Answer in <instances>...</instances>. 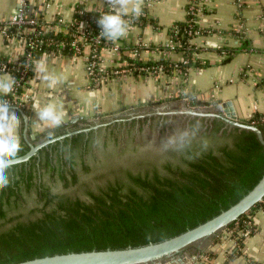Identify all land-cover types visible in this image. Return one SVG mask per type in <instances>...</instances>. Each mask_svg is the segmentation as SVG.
Masks as SVG:
<instances>
[{
	"label": "trees",
	"instance_id": "trees-1",
	"mask_svg": "<svg viewBox=\"0 0 264 264\" xmlns=\"http://www.w3.org/2000/svg\"><path fill=\"white\" fill-rule=\"evenodd\" d=\"M76 8L84 7L77 4ZM102 14L109 12H87L93 28L99 27L96 21ZM57 20L52 24L56 25ZM47 25L39 16L38 24L26 26L20 32L22 64L28 51L24 42L35 39V33L37 38L54 43L30 50L31 59L25 68L29 79L34 63L43 54L71 57L74 52L69 44L57 46L61 41L70 40L67 29H47ZM175 25L180 29L183 43L180 50L186 51L185 41L189 37L183 32L184 22ZM7 33L18 37L14 27ZM102 42L112 41L102 37ZM188 57L185 56L187 66L191 65ZM126 58L132 66L161 65L164 74L172 70V64L165 61L141 62ZM2 63L17 77L12 64L0 60ZM27 84L22 81L16 94H22ZM211 112L220 113L218 109ZM170 116L175 117L160 116L157 123L161 130H170ZM156 117H145L139 121L138 129L144 120L149 119L152 124ZM179 118L178 123L189 139L178 152H170V157L161 160L137 161L133 168L118 167L81 180V173H90L83 154L91 143L93 130L55 140L39 148L28 160L16 163L9 170L11 182L0 189V264L56 253L160 241L204 222L235 203L263 174L264 146L253 131L229 125L218 117L182 114ZM246 122L256 125L264 138V114L255 113ZM132 124L133 121L128 127ZM54 131L59 135L67 130L61 126ZM19 142L20 156L29 147L23 140ZM44 175L51 182H60L63 190L52 191L44 183ZM29 201L33 204L29 205ZM259 204L227 226L232 237H237L236 224L246 218L253 221L252 212ZM240 240L236 238L237 245H241Z\"/></svg>",
	"mask_w": 264,
	"mask_h": 264
},
{
	"label": "crops",
	"instance_id": "crops-1",
	"mask_svg": "<svg viewBox=\"0 0 264 264\" xmlns=\"http://www.w3.org/2000/svg\"><path fill=\"white\" fill-rule=\"evenodd\" d=\"M146 2L142 0L145 14L140 22L128 27L125 37L112 41L120 47L118 59L111 51H105L102 64L111 67L118 64L120 57H128L130 49L142 42L148 48L140 51L141 60L165 61L173 65L189 55L191 65L185 78L174 71L158 78L130 74L112 78L92 89L87 88L83 57L48 54V73L56 76L58 83L49 87L36 71L35 62L31 78L23 89L29 100L24 104L10 105V110L19 119V124L13 127V134L19 140L35 139L54 132L62 122L72 118L75 120L68 125L86 119L84 117L145 105L153 99H160V104L181 106L185 103L195 107L219 103L222 113L225 110L222 104L229 101L236 117L244 121L255 113L264 114V58L261 54L264 0L202 1L196 22L197 33L190 38L191 49L186 51H166L163 44L169 37L171 26L186 18L187 0ZM27 3L51 29L57 30L65 28L64 25L73 18L77 4L92 11L112 7L109 0H28ZM18 7L19 0H0V20L7 19ZM56 19L62 21L57 20L53 25ZM22 49L19 39L0 37V60H16ZM9 75L12 76L10 72H0V79ZM49 104L55 105L62 116L58 126L42 121L36 115ZM252 218L254 231L241 241V245H237L236 238L225 229L190 264H264V200L253 210Z\"/></svg>",
	"mask_w": 264,
	"mask_h": 264
},
{
	"label": "water",
	"instance_id": "water-1",
	"mask_svg": "<svg viewBox=\"0 0 264 264\" xmlns=\"http://www.w3.org/2000/svg\"><path fill=\"white\" fill-rule=\"evenodd\" d=\"M170 106H175V104L163 103L151 111H122L101 118L85 119V122L92 126L89 129L94 128V131L91 143L85 155L83 154L84 162L89 166L90 173L89 175L81 173V180L89 179L90 174L105 173L118 167L133 168V164L137 161L153 158L161 160L167 156L170 157V152H178L179 148L189 139L178 123L179 115L182 114L218 117L229 125L253 131L258 141L264 146V138L258 127L237 118L229 101L222 104L225 109L224 113L219 103L204 107H191L182 103L179 109L168 110ZM212 109H218L220 113L211 112ZM22 115L26 119V115L24 113ZM151 115L157 116L151 122L152 124L146 119L142 127L138 129L139 121ZM163 115H175V117H169L170 130H161V126L157 123ZM122 117H127L129 121L136 118L138 122L131 127H128L131 121L129 123L125 121L124 125L120 121L114 123L117 118ZM73 120L75 118L64 121L61 125L73 130L82 128L84 119L68 125ZM108 120L110 123H107ZM75 133L77 130L54 137L57 135L54 131L35 139L25 138L23 141L27 143L29 149L19 156L17 163L36 155L40 147ZM76 159L78 160V156ZM43 181L52 191L63 190L60 182L49 181L47 175L43 176ZM263 200L264 172L235 203L204 222L166 239L124 248L56 253L11 264H190L191 261H195L199 252L205 251L215 236ZM28 204L31 205L33 202L29 201Z\"/></svg>",
	"mask_w": 264,
	"mask_h": 264
},
{
	"label": "built area",
	"instance_id": "built-area-1",
	"mask_svg": "<svg viewBox=\"0 0 264 264\" xmlns=\"http://www.w3.org/2000/svg\"><path fill=\"white\" fill-rule=\"evenodd\" d=\"M28 0H19V7L14 10L7 19L0 20V37L3 39H11L14 36H9L7 30L11 27L15 28V33L17 38L22 42V37L20 32L24 31L26 26L38 24V12L34 9H31L27 3ZM146 4L150 3V0H146ZM204 0H187L186 2V19L184 22L183 32L189 37L185 43L186 50L191 49L190 38L197 33V17L200 13V4ZM107 10L109 13H113L114 9L112 7H106L97 11L92 12H104ZM89 10L86 8H76L74 9L73 18L67 22L64 27L69 32L70 40L68 42L61 41L57 43V46L61 48L69 44L73 49L72 58L81 56L83 57V65L85 76L87 79V88L96 89L102 84H106L112 78H122L130 74H143L158 78L162 75L163 68L161 65H152V66H132L130 61L127 58L120 57V62L118 64L111 66H104L102 64V59L104 58L103 52L111 51L115 54V59H118L120 55V47L115 42L108 44H103L102 36L99 35L101 29L99 27H92V20L90 17H86V14ZM145 13L142 12L141 15L137 18L133 13H128L123 16V19L127 23L128 27L140 22ZM104 15V14H102ZM61 22V19H58ZM61 24V23H59ZM47 29H50V26H46ZM179 27L177 25H172L169 31V37L164 42L163 48L166 51H176L183 46V43L179 37ZM35 33V39L25 40V45L28 47V51L25 54L24 63L19 60V57L14 61H6V63L12 64L11 69L17 73L16 83L13 86V90L8 95L0 96V100L12 104H24L29 100L28 96L22 94L17 95L16 89L22 87V81L28 82L29 78L26 77L25 68L28 67V63L31 59L30 50L44 44L46 46L53 45L54 43L50 39H41L37 38ZM24 41V40H23ZM102 44V46H101ZM148 48L146 43L138 42L130 49V55L128 57L141 62H148L149 60H141L139 53L142 49ZM261 54L264 58V45L261 50ZM188 59L184 58L179 63H173L172 70L175 73H179L184 78L186 76V71ZM7 64H0V72H8ZM34 68V66H33ZM9 73V72H8ZM12 74V72H10ZM13 76V74H12ZM92 85V86H91ZM26 94V93H25ZM195 107V106H191ZM200 107V106H199ZM250 119V118H249ZM261 119V118H260ZM237 237L243 241L247 236L253 233L254 226L252 220L249 218L243 219L241 222L236 224ZM235 243H237L235 241Z\"/></svg>",
	"mask_w": 264,
	"mask_h": 264
},
{
	"label": "clouds",
	"instance_id": "clouds-1",
	"mask_svg": "<svg viewBox=\"0 0 264 264\" xmlns=\"http://www.w3.org/2000/svg\"><path fill=\"white\" fill-rule=\"evenodd\" d=\"M113 13L100 16L96 23L101 29L99 35L109 41H116L127 35L128 25L123 16L129 11L137 18L142 13V0H109ZM46 55L43 54L41 59L36 61V71L41 74V78L48 82L49 87L58 83L56 76L48 73L46 66ZM16 79L9 75L6 79H0V95H8L12 92ZM42 121H48L52 125H59L62 116L57 111L56 106L49 104L36 113ZM19 124V119L10 110V105L0 100V189L8 186L11 182L9 170L19 160L21 145L19 138L13 134L14 125Z\"/></svg>",
	"mask_w": 264,
	"mask_h": 264
},
{
	"label": "rangeland",
	"instance_id": "rangeland-1",
	"mask_svg": "<svg viewBox=\"0 0 264 264\" xmlns=\"http://www.w3.org/2000/svg\"><path fill=\"white\" fill-rule=\"evenodd\" d=\"M159 101H160V99H153V100H150L145 105H142V104L136 105L135 107H130L128 110H125V111H151V110H155V108H157L158 105H160ZM156 103H158V104H156ZM180 107H181L180 104H175V106H170L168 110L179 109ZM159 110H162V109H159ZM116 113H119V112L115 111V112H112V113H103V115H101V116L97 115L95 117H86V119L101 118V117L108 116V115H113V114H116ZM90 114H92V113H90Z\"/></svg>",
	"mask_w": 264,
	"mask_h": 264
},
{
	"label": "flooded vegetation",
	"instance_id": "flooded-vegetation-1",
	"mask_svg": "<svg viewBox=\"0 0 264 264\" xmlns=\"http://www.w3.org/2000/svg\"><path fill=\"white\" fill-rule=\"evenodd\" d=\"M125 119V120H124ZM136 118H133V124H132V126H134V124H135V122H138L137 120H135ZM149 120V119H148ZM119 121L124 125V122L126 121L127 123H129L130 121H131V119H130V121H129V119L127 118V117H122V118H117L116 120H115V122L114 123H119ZM125 122V123H126ZM107 123H110V121L108 120L107 121ZM136 125V124H135ZM138 126L139 125H137V128H138ZM92 126L90 125V124H87L86 122H85V119H84V123H83V126H82V128H80V129H69V128H67L66 130H68V131H66L65 133H63V134H66V133H68V132H72V131H75V130H77V132L78 131H84V132H87V131H89L90 129L89 128H91ZM94 128H92V130H93ZM94 131V130H93ZM59 135H62V134H59ZM59 135H56V136H59ZM56 136H54V137H56ZM45 146V145H44ZM41 148V147H40Z\"/></svg>",
	"mask_w": 264,
	"mask_h": 264
}]
</instances>
